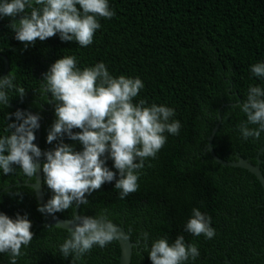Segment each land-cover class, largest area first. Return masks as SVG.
<instances>
[{
  "label": "trees",
  "instance_id": "trees-1",
  "mask_svg": "<svg viewBox=\"0 0 264 264\" xmlns=\"http://www.w3.org/2000/svg\"><path fill=\"white\" fill-rule=\"evenodd\" d=\"M108 3L115 15L98 18L101 27L87 47L75 41L61 42L54 35L25 48L14 39L11 28L20 17L0 18V75L5 57V76L12 77L14 85L25 92L20 98L13 90L8 102L19 103L40 116L43 152L58 142H45L55 119V105L50 94L40 92L43 74L55 60L74 56L81 69L104 62L114 77H139L144 87L133 103L143 99L145 106L155 103L174 109L173 119L180 122V130L176 135L165 133L166 142L156 156L145 159L135 192L120 199L115 181L105 183L86 194L88 204L79 206L78 215L103 214L121 225L134 244L130 264H151V243L166 237L171 244L178 235L184 237L185 244L194 243L200 253L187 264H264V198L259 182L247 170L222 166L204 152L219 117L212 147L220 159L232 162L242 157L256 164L258 150L264 146V133L259 140H243L238 131V125L246 121L238 105L246 98L248 86L264 88V80L249 71L250 65L264 61V0ZM12 112L15 110L0 108V134H6L5 116ZM63 142L73 145L75 151L82 148L66 137ZM259 158L264 176V150ZM41 161L42 165L43 157ZM111 165L108 160L107 166L115 172ZM18 181L32 183L34 176L24 177L19 168L8 175L0 173V212L10 218L27 214L32 224V240L27 247L21 246L23 254L16 264L118 263L116 240L103 248L94 245L74 260L73 254L63 257L58 246L69 231L51 225L36 227L34 220L43 222L44 217L37 211L33 190L17 186ZM42 186L47 201L52 193L43 183V173ZM193 208L210 217L213 238L193 236L184 230ZM74 211L70 207L55 215L71 219ZM0 264H9L7 254H0Z\"/></svg>",
  "mask_w": 264,
  "mask_h": 264
},
{
  "label": "clouds",
  "instance_id": "clouds-1",
  "mask_svg": "<svg viewBox=\"0 0 264 264\" xmlns=\"http://www.w3.org/2000/svg\"><path fill=\"white\" fill-rule=\"evenodd\" d=\"M114 15L108 0H0V18L20 17L11 28L14 39L25 48L54 35L61 42L75 41L78 46L87 47L101 27L98 18L111 19ZM76 64L74 56H62L43 74L40 92L50 94L55 105V119L45 141H58L51 150L42 152L34 143L40 126L38 114L20 110L7 113L3 129L6 134H0V173L8 175L19 168L30 179L43 157L39 167L43 183L52 195L37 211L54 220L56 213L88 204L86 194L105 183L115 181L114 189L119 190L120 199L135 192L145 159L156 156L166 142L165 133L176 135L181 127L173 119L174 109L155 103L145 106L143 99L133 103L144 87L139 77H114L104 62L83 69ZM249 71L264 80V61L250 65ZM13 90L20 98L25 94L23 88L14 85L12 77L0 78V108L6 107L8 94ZM238 107L246 117L238 125L240 138L259 140L264 133V88L250 84ZM65 137L79 142L81 150L75 151L73 145L64 143ZM108 160L115 172L107 166ZM210 223L209 216L193 208L184 230L211 239L215 230ZM67 224L71 225L68 237L58 246L65 258L70 254L78 258L94 245L103 248L121 236L118 226L103 214L74 216ZM31 227L27 214L10 218L0 212V254L9 256V264H16L17 257L23 254L21 246L27 247L32 240ZM147 238L145 234V242ZM199 255L197 246L185 244L182 235L171 244L166 237L159 238L148 249L151 264H187Z\"/></svg>",
  "mask_w": 264,
  "mask_h": 264
},
{
  "label": "water",
  "instance_id": "water-1",
  "mask_svg": "<svg viewBox=\"0 0 264 264\" xmlns=\"http://www.w3.org/2000/svg\"><path fill=\"white\" fill-rule=\"evenodd\" d=\"M1 57V55H0ZM4 69L0 75V78L4 77L6 75V71L8 69V61L7 59L4 57ZM7 108H10L12 110H20L22 112L25 113H32L31 111H29L28 109L21 107L19 103H9L7 102L6 104ZM34 114V113H32ZM221 121L220 117L218 118V122L215 124V126L213 127L211 134L207 137V143H206V147L204 149V152H208L210 154V156L213 158V160L222 165V166H227V167H236V168H241V169H245L247 170L249 173H251L252 175H254V177L256 178V180L259 182L262 190H263V198H264V176L262 174V171L260 169V158L259 155L261 154V152L264 150V146H262L259 150H258V154L256 156V164H252L249 162L248 159L242 158V157H238L236 161H225L223 159H220L213 150L212 147V141L214 138V135L216 133V131L218 130L219 127V122ZM39 128L36 130L35 132V140L34 143L37 145V147L40 149V135H41V123L39 120ZM41 158H39L38 160V168H37V172L34 176V182L29 183V182H24L21 183L20 181H18L16 183L17 186H27L30 187L33 192H34V196H35V200L37 202L38 207L39 206H43V204L46 202V198L44 196L43 193V186H42V172L40 171V165H41ZM13 185L7 187L4 190H7L9 188H11ZM3 190V191H4ZM78 210L79 207L75 208L74 216H79L78 215ZM44 217V221H37L34 220V223L36 225V227H41V226H45V225H51L54 226L56 228H60V229H64L69 231L71 225L67 224V219H62L56 216V219L54 220L52 218V216L44 214L42 215ZM114 225L118 226L119 231L121 233L120 238L116 239V241L118 242L119 245V249H120V253H119V258H118V263L117 264H130V260H131V254H132V246L134 245L128 235L126 234L124 228L121 225H118L115 222H112ZM75 258V254H73L72 260H74ZM71 260V261H72ZM227 264H230L227 261Z\"/></svg>",
  "mask_w": 264,
  "mask_h": 264
},
{
  "label": "bare ground",
  "instance_id": "bare-ground-1",
  "mask_svg": "<svg viewBox=\"0 0 264 264\" xmlns=\"http://www.w3.org/2000/svg\"><path fill=\"white\" fill-rule=\"evenodd\" d=\"M67 220H69V219H67Z\"/></svg>",
  "mask_w": 264,
  "mask_h": 264
},
{
  "label": "rangeland",
  "instance_id": "rangeland-1",
  "mask_svg": "<svg viewBox=\"0 0 264 264\" xmlns=\"http://www.w3.org/2000/svg\"><path fill=\"white\" fill-rule=\"evenodd\" d=\"M206 147V146H205ZM205 149V148H204Z\"/></svg>",
  "mask_w": 264,
  "mask_h": 264
}]
</instances>
